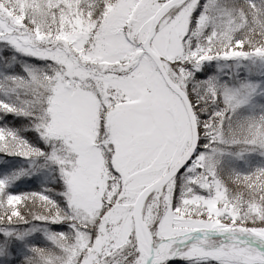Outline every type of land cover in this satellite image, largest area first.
<instances>
[{
  "label": "snow or ice",
  "instance_id": "1",
  "mask_svg": "<svg viewBox=\"0 0 264 264\" xmlns=\"http://www.w3.org/2000/svg\"><path fill=\"white\" fill-rule=\"evenodd\" d=\"M0 264H264V0H0Z\"/></svg>",
  "mask_w": 264,
  "mask_h": 264
}]
</instances>
